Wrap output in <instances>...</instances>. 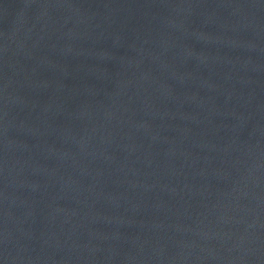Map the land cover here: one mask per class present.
Segmentation results:
<instances>
[{
  "label": "water",
  "instance_id": "95a60500",
  "mask_svg": "<svg viewBox=\"0 0 264 264\" xmlns=\"http://www.w3.org/2000/svg\"><path fill=\"white\" fill-rule=\"evenodd\" d=\"M0 264H264V0H0Z\"/></svg>",
  "mask_w": 264,
  "mask_h": 264
}]
</instances>
